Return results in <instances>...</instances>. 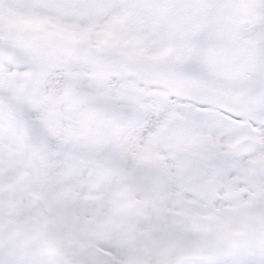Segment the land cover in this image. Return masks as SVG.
<instances>
[{"label":"snow or ice","instance_id":"6c2138e0","mask_svg":"<svg viewBox=\"0 0 264 264\" xmlns=\"http://www.w3.org/2000/svg\"><path fill=\"white\" fill-rule=\"evenodd\" d=\"M0 264H264V0H0Z\"/></svg>","mask_w":264,"mask_h":264}]
</instances>
